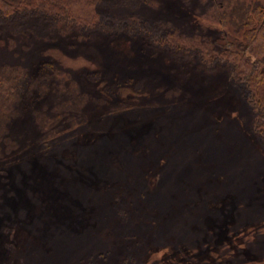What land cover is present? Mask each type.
I'll use <instances>...</instances> for the list:
<instances>
[{
  "label": "rangeland",
  "instance_id": "rangeland-1",
  "mask_svg": "<svg viewBox=\"0 0 264 264\" xmlns=\"http://www.w3.org/2000/svg\"><path fill=\"white\" fill-rule=\"evenodd\" d=\"M71 1L122 32L0 38V63L55 62L89 95L85 121L49 148L34 114L13 121L0 264H264V137L247 90L157 44L221 30L196 2Z\"/></svg>",
  "mask_w": 264,
  "mask_h": 264
},
{
  "label": "trees",
  "instance_id": "trees-1",
  "mask_svg": "<svg viewBox=\"0 0 264 264\" xmlns=\"http://www.w3.org/2000/svg\"><path fill=\"white\" fill-rule=\"evenodd\" d=\"M184 1L196 2L204 18L221 30L222 39L213 42L204 34L186 38L174 30L169 38H157V44L163 47L165 43L177 65L181 64L178 59H184L187 64L225 73L234 84L244 87L258 114L255 130L264 137V0ZM85 10L87 6L71 0H0V38L7 36L9 48L24 38L81 42L99 30L112 34L122 32L125 26L114 18L107 23V16L100 25L92 13L95 9L91 13ZM85 77L95 83L100 81L97 74L87 73ZM88 101L89 95L82 91L80 83L55 62H1L0 160L19 151V143L11 135L17 116L34 114L39 131L37 144L49 148L65 130L85 121Z\"/></svg>",
  "mask_w": 264,
  "mask_h": 264
}]
</instances>
